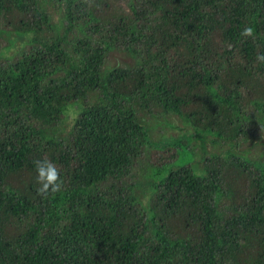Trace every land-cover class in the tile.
Masks as SVG:
<instances>
[{
    "label": "trees",
    "instance_id": "obj_1",
    "mask_svg": "<svg viewBox=\"0 0 264 264\" xmlns=\"http://www.w3.org/2000/svg\"><path fill=\"white\" fill-rule=\"evenodd\" d=\"M0 35V264H264V0H0Z\"/></svg>",
    "mask_w": 264,
    "mask_h": 264
},
{
    "label": "clouds",
    "instance_id": "obj_2",
    "mask_svg": "<svg viewBox=\"0 0 264 264\" xmlns=\"http://www.w3.org/2000/svg\"><path fill=\"white\" fill-rule=\"evenodd\" d=\"M242 36L251 37L253 35V29L246 26L242 29ZM257 60L264 62V54L257 55ZM35 180L39 187L37 193L41 195H47L49 191L55 192L59 188V174L56 167L47 160H39L35 162Z\"/></svg>",
    "mask_w": 264,
    "mask_h": 264
},
{
    "label": "rangeland",
    "instance_id": "obj_3",
    "mask_svg": "<svg viewBox=\"0 0 264 264\" xmlns=\"http://www.w3.org/2000/svg\"><path fill=\"white\" fill-rule=\"evenodd\" d=\"M4 44H6V40H5V38H4L3 36L0 35V48H1ZM9 44H10V43H7L6 45L11 47L12 43H11V45H9ZM2 61H3V59L1 58V59H0V62H2Z\"/></svg>",
    "mask_w": 264,
    "mask_h": 264
}]
</instances>
